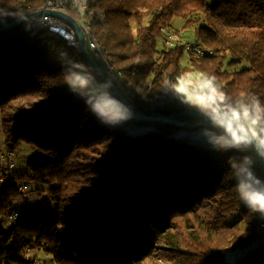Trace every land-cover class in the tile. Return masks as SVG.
<instances>
[{
  "label": "trees",
  "instance_id": "16d2710c",
  "mask_svg": "<svg viewBox=\"0 0 264 264\" xmlns=\"http://www.w3.org/2000/svg\"><path fill=\"white\" fill-rule=\"evenodd\" d=\"M44 3L0 0L1 16L8 18L0 25ZM88 3L81 15L124 71L136 107L191 105L190 98H172L169 86L195 72L213 79L198 103L201 109L235 110L264 134V0ZM175 17L213 52L195 57L182 46H165L162 27L183 33ZM8 32L0 33L5 144L11 151L30 145L38 156L28 161L24 175L11 176L13 169L4 173L0 264L29 263L30 249L45 251L56 264H226L229 249L239 253L234 264H264L261 212L237 189L247 179L251 189L264 194V169L258 153L254 163L249 154L254 148L240 147L237 135L223 129L229 141L233 138L227 149L214 144L218 155L204 150L193 141L201 122L109 120L96 110L104 107L97 97L117 96L78 45L44 31ZM59 51L65 63L52 56ZM97 78L102 90L92 86ZM17 178L52 185L46 200L56 209H44L43 219L24 213L5 226L14 200L24 193Z\"/></svg>",
  "mask_w": 264,
  "mask_h": 264
},
{
  "label": "built area",
  "instance_id": "2783aa9c",
  "mask_svg": "<svg viewBox=\"0 0 264 264\" xmlns=\"http://www.w3.org/2000/svg\"><path fill=\"white\" fill-rule=\"evenodd\" d=\"M88 0H45V3L39 7L37 10H43L40 16L31 18L15 28L9 30L8 34L21 33V32H31V31H44L47 32L49 36L62 37L72 45L76 46L79 43V35L77 30L66 20L46 12V10H58L71 15L76 19L86 35V47L94 57V59L100 64L106 73L107 77L118 86L131 103L135 104V92H128L126 90V77L122 69L118 68L109 58L108 54L103 49L101 42L96 35L92 24L90 21L85 19L81 13L88 9ZM7 17L1 16L0 13V23L7 20ZM11 21V20H10ZM163 37L162 41L167 47L182 46L186 51L195 57H202L213 52L211 48L205 46L202 42L188 38L183 33L177 31L174 27L164 26L162 27ZM68 61L75 65V67L80 68V64L74 58H68ZM184 79V77H182ZM211 77H203L200 79H192L191 81H173L169 86V95L172 98L186 97L192 99L191 105H183L180 103H174L172 105H164L163 107H171L176 109L181 108H195L201 109L198 105L200 102H204L206 97V88L212 82ZM92 86L97 90H102L103 85L99 78L92 82ZM204 110V109H201ZM206 111V110H204ZM209 112V111H208ZM221 118L235 122L240 128L248 131L250 134L255 136L258 140L264 138V134L259 132V130L253 127L245 118L241 117L239 113L232 110L229 114L224 111V109H219L218 113H215ZM227 132L232 130L223 127ZM255 133V135H254ZM239 140V146L251 149V145L244 141L239 136H235ZM264 147V146H263ZM17 166L15 160V153L11 150L2 151L0 149V188L4 182V173L14 169ZM20 191H25V186H19ZM23 216V213L19 211H11L5 216L4 225L9 226L14 221ZM260 228L258 230L259 234L264 232V213L260 216ZM35 264H56L52 260H47L43 258L36 257L34 259Z\"/></svg>",
  "mask_w": 264,
  "mask_h": 264
},
{
  "label": "rangeland",
  "instance_id": "374dc122",
  "mask_svg": "<svg viewBox=\"0 0 264 264\" xmlns=\"http://www.w3.org/2000/svg\"><path fill=\"white\" fill-rule=\"evenodd\" d=\"M209 4H213L215 0H207ZM174 24L176 27L181 29V31L186 34L188 37L193 38L195 37L194 29H184L183 28V21L179 17H175ZM134 27H136L135 22L133 21ZM136 29V28H135ZM35 32H31L30 36H33ZM196 40V39H195ZM189 55V54H188ZM188 55H185V57L182 59L183 62H185ZM52 56H55L58 58V62L65 63L67 57L62 52H57L53 54ZM189 57V56H188ZM83 73L79 74V76H82ZM184 82L191 81L192 79H200L203 78L201 74L199 73H191L188 74L187 72L183 74ZM99 103H101L103 106H105L109 100H114L118 102V107L121 112V116L119 119L122 121H137L138 115L131 113L129 110L125 108L123 103L120 101V99L114 98V99H107L106 97L99 95L97 97ZM198 117H188L184 119H177L180 124L183 123L184 120H190L192 122H201L203 124V128L200 130V133H197L193 137V141L198 146L202 147L204 150H211L212 152H215L214 147L215 145H219V149H227L228 144L232 142L233 138L229 141L227 139V134L224 132L223 128L220 125H217L211 121L207 125L204 124L205 119H201ZM1 120V116H0ZM214 133L212 138H210L211 134ZM215 144V145H214ZM217 148V149H218ZM0 149L2 151L7 150L6 144H5V134L3 132L1 121H0ZM254 151L249 153L251 155V160L254 163L257 158V151L253 149ZM35 148H32L30 145L22 144L19 148H17L15 153V160L17 163V166L13 171L10 172V175H24L23 173L26 172V166L30 159H32L34 156H38V152H36ZM243 152L248 154L246 150L243 149ZM215 155H218V152H215ZM17 183L20 185L25 186V191L23 195L19 196L14 200V206L12 207L11 211H19L21 213H25L28 216L37 218V219H43L46 216V213L44 212V209H56V204L53 200H46L47 193L49 189L52 187V185L44 184L35 182L28 179H20L17 178ZM249 191L253 194H257L258 190H254L249 188ZM244 230V226H242L241 232ZM227 260L226 264H234L238 257L239 253L234 250H227ZM244 252V251H243ZM26 258L29 260V263L26 264H35L34 259L36 257L51 260L50 255L46 253L43 250L40 249H30L26 253ZM9 264H22L18 262H11Z\"/></svg>",
  "mask_w": 264,
  "mask_h": 264
},
{
  "label": "water",
  "instance_id": "95a60500",
  "mask_svg": "<svg viewBox=\"0 0 264 264\" xmlns=\"http://www.w3.org/2000/svg\"><path fill=\"white\" fill-rule=\"evenodd\" d=\"M46 12L52 13L70 23L78 32L79 35V43L78 46L81 51L84 53L89 63L95 70L97 76L104 81V83L114 92V94L120 99L125 108L129 110L131 113H134L138 116L143 117H152V118H165V119H184L188 117H198L201 119H205L211 121L217 125L222 127H226L232 130L237 136L242 138L244 141L248 142L252 148H254L259 156L260 162L264 169V147L259 144V140L250 134L248 131L240 128L235 122L227 120L225 118H221L218 115L204 111L201 109L195 108H181L175 109L171 112H165L163 107H155V108H138L135 104L131 103L124 92L116 86L106 75L103 68L100 64L94 59L90 51L86 47V35L84 30L82 29L80 23L74 19L71 15L58 11V10H46ZM43 13V10H36L32 13H26L16 17L15 19L0 25V33L6 32L12 28L17 27L23 22L40 16Z\"/></svg>",
  "mask_w": 264,
  "mask_h": 264
},
{
  "label": "clouds",
  "instance_id": "9594fccd",
  "mask_svg": "<svg viewBox=\"0 0 264 264\" xmlns=\"http://www.w3.org/2000/svg\"><path fill=\"white\" fill-rule=\"evenodd\" d=\"M95 108L102 116L107 117L109 120H117L121 116L118 102L114 100H109L104 107L96 105ZM259 144L264 146V138L259 139ZM249 188L250 184L247 179H241L239 181L237 189L240 193L241 199L244 200L253 211L264 213V194H253L249 191Z\"/></svg>",
  "mask_w": 264,
  "mask_h": 264
},
{
  "label": "crops",
  "instance_id": "0c3cea01",
  "mask_svg": "<svg viewBox=\"0 0 264 264\" xmlns=\"http://www.w3.org/2000/svg\"><path fill=\"white\" fill-rule=\"evenodd\" d=\"M187 73L191 75V72H187Z\"/></svg>",
  "mask_w": 264,
  "mask_h": 264
}]
</instances>
